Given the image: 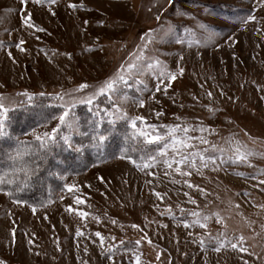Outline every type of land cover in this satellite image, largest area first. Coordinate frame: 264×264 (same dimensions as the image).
I'll return each instance as SVG.
<instances>
[{"label": "rangeland", "instance_id": "rangeland-1", "mask_svg": "<svg viewBox=\"0 0 264 264\" xmlns=\"http://www.w3.org/2000/svg\"><path fill=\"white\" fill-rule=\"evenodd\" d=\"M81 2L84 8L68 7L69 3ZM154 3L155 0H58L51 5L55 12L53 16L48 4H36L29 0L27 10L32 13L34 24L47 30L37 33L34 28L27 29L22 25L20 13L8 11L20 9V0H0V40L5 41V47L0 48V93L14 95L25 89L31 93H55L82 82L97 84L116 72L128 55L136 50L140 37L149 28L159 30L164 21H169L176 27V32L184 36L186 27L193 28L197 22L204 21L219 33L207 47L189 48L187 43L177 44L171 38L164 41L157 38L150 45L148 54H162L159 58L173 71L176 70L179 54H182L184 59L180 66L185 68V72L169 88L167 95L155 93L153 100L152 93H146L143 109L131 103L126 105L128 114L143 115L153 123L163 124L175 123V116H181L193 124L203 121L218 129V134L209 137L214 143H222L221 138L233 132L247 140L241 131L244 130L259 142L257 150H264L260 147L264 144V100L261 99L264 96V33H257L259 25L255 22L246 26L238 22L241 17L250 14H255L258 20L264 18V10L255 7L256 0H197L195 4L192 0H175L158 23L154 18ZM159 3L163 4L164 0H159ZM149 8H152L151 12ZM178 10L190 15H179ZM177 27L183 33H179ZM230 36L233 37L232 41L229 40ZM21 39L26 41V52H20L14 46ZM98 43L104 45V52L97 50ZM9 50L15 63L7 55ZM145 82L154 90L156 81L153 78L145 77ZM201 84L204 85L203 89ZM221 89L226 95L220 94ZM207 91L213 93L212 99L206 95ZM193 94L199 102L193 100ZM209 104L222 110L210 116L207 109L201 106ZM153 110H162L163 117L156 120ZM55 123H50L48 130ZM44 130L43 127L37 129L38 132ZM190 134L200 135L198 131ZM28 136L32 137L31 133ZM251 163L256 167L250 168L243 163L227 166V174L220 172L219 181L216 173L207 170L204 177L193 175V183L200 184L210 193L207 199L212 204L208 209H204L206 201L202 196L194 190L192 195L200 209L220 210L226 218L230 217L227 219L229 235L233 231L242 233L247 238V244L257 245L255 251L260 253L261 246H264V230L260 227L264 224V209L258 205L264 204V191L254 187L258 180L236 175L237 172L254 174L264 169V158H252ZM98 176L111 183L101 184ZM146 179H152L153 185H160L156 190L167 191L171 200L166 197L164 201H157L146 185ZM125 180L127 183H124ZM66 182L80 185L84 195L90 197L87 203L92 206L80 207L100 216L101 222L96 223L91 218L81 220L74 214L66 213L64 208L72 202L67 196L64 202L58 199L48 205L46 211L37 207V213L33 214L28 206L14 205L8 197L0 194V259L5 260L6 264H81L82 260H87L88 264H108L100 256L98 238L94 243L92 238H88V233H92L93 237L97 231L106 237L115 235L117 240L114 243L120 239L135 241L142 233L130 227L133 223L140 224L153 243L159 246L154 249L146 241L142 242L140 251L144 264H167L169 259L172 264H203L205 253L193 240L198 241L197 234L203 235L204 230L199 227L185 229L179 220L160 214L167 204L173 206L177 216L180 215L177 204L198 210L196 205L186 202L187 198L182 194L187 190L186 186L182 189L181 185H173L162 171L159 180H156L146 177L129 161L116 158L96 164L85 173L68 175ZM89 184L91 188L87 187ZM245 191L252 195L245 197ZM229 200L233 202L231 206ZM157 204L159 207H156ZM236 204L239 208L235 207ZM8 210H11V216L7 214ZM45 215L48 219H44ZM111 219H116L118 223L111 224ZM248 221L255 222V232L247 226ZM158 224L167 225V228ZM12 227L17 229L14 243H10ZM77 227H81L85 237L75 236ZM209 227L215 234L221 226L213 220ZM189 231L193 236L188 235ZM256 232L261 235L256 236ZM29 238L34 240L33 245H28ZM85 247L87 252L84 251ZM161 250L164 254L157 261V252ZM36 252L40 255H36ZM240 255L255 264H264L256 261L255 257L249 258L231 249L217 254L209 247L206 258L208 264H238ZM116 260H120V254H117ZM123 264H129L128 254H124Z\"/></svg>", "mask_w": 264, "mask_h": 264}, {"label": "snow or ice", "instance_id": "snow-or-ice-1", "mask_svg": "<svg viewBox=\"0 0 264 264\" xmlns=\"http://www.w3.org/2000/svg\"><path fill=\"white\" fill-rule=\"evenodd\" d=\"M32 2L36 4L46 2L49 5V12L55 16L51 5L56 4L57 0H32ZM192 2L195 4L197 0H192ZM28 3L29 0H20V9H9L8 11L20 13L21 23L25 28H34L37 33L46 32L47 30L45 28L34 24L32 13L27 10ZM174 3L175 0H164L163 4L159 3V0H155L153 4V7L156 9L154 18L158 23L161 22L167 9L172 7ZM68 7L77 9L84 8L85 5L82 2L79 4L69 3ZM255 7L264 10V0H256ZM149 11L151 12L152 8H149ZM178 14L182 16L190 15V13L182 10H178ZM238 22L245 26L250 22H255L259 25L257 27V33H264V18L258 20L255 14L241 17ZM84 23L88 22L85 21ZM184 32V36L179 35L176 32V27L169 21H164L159 30L149 28L140 37V43L136 45V50L128 55V58L120 64L116 72L97 84L82 82L71 88H61L59 92L55 93H46L44 91L31 93L27 89L17 92L14 95L0 93V144L6 139H13L9 131L11 122L10 113H13L16 109L37 106L58 110V114L50 113L43 117L46 121L41 125L45 129L44 131L38 132L36 128L31 130L32 141H21L19 138H15L16 147L14 149L5 151L0 148V157L10 161L7 168L0 169V194L8 197L12 204L28 206L33 214L37 213V206L35 204H29L28 201L19 196V193L27 187L28 181L34 174V170L27 158L36 157L40 160H46L49 155L53 154V150L56 148L72 150L77 153L84 151L86 147L99 150L114 133H117V121L123 120L126 127L122 133H119L122 136L123 142L117 158L129 161L137 170L144 173L146 177L159 180L162 171L163 176L168 177L170 183L173 185H181L182 189L186 186L187 190H184L182 194L187 198L186 202L196 205L198 210L186 209L177 204L176 208L180 213L177 216L173 206L167 204L166 208L160 214L167 215L172 220H179L185 229L199 227L204 230L203 235L197 234L198 241L193 240L194 243L198 242L199 248L205 253L203 264H208L206 255L209 247L217 254H220L222 250L231 249L237 254H246L249 258L255 257L256 261L264 262V246H261V252L258 253L255 251L257 245L247 244V238L242 233L236 234L233 231L232 235H229L227 219L230 217L226 218L220 210L205 211L204 209H208L212 204V201L207 199L210 193L205 187L192 181L194 174L204 177L206 170L216 173L219 181V173L223 171L227 174L226 168L231 164L243 163L250 168H255L256 166L251 163V159L255 157L264 158V150H257L256 147L259 142L247 131L241 130L247 140L241 139L239 133L233 132L226 137H222V143H214L209 137L218 134V129L204 124L203 121H200L199 124H193L181 116H175L174 119L176 122L172 124L153 123L143 115L130 116L125 107L131 103L136 105L137 108L143 109L146 105L144 99L146 93L151 92V99L153 100L155 99V93L167 95L169 88L185 72V68L180 66V63L184 59L182 54H179L175 71L171 70L169 65L159 58L162 54L155 52L152 55L148 54L150 45L157 38L160 41L171 38L177 44L184 45L187 43L189 48L193 46L199 48L207 47L213 38L219 35V33L213 30V26L204 21L197 22L193 28L186 27ZM229 40L232 41L233 37L230 36ZM25 44L26 41L21 39L14 46L20 52H26ZM11 46L10 44L9 48ZM3 47H5V41L0 40V48ZM97 50L104 52V45L98 43ZM45 54L47 55L46 52ZM7 55L15 63L11 50L7 52ZM67 55L70 59L71 54L69 53ZM145 77H151L156 81L154 90L149 88L145 82ZM200 87L203 89L204 85L201 84ZM127 88H134L136 95L130 96L127 92L122 91V89ZM220 94L222 96L226 95L223 89L220 90ZM206 95L210 99L213 98L211 91H207ZM101 97L104 98L107 105L103 108L100 107ZM43 98H50L56 103L44 105ZM228 99L231 100L232 97H228ZM261 99L264 100V96ZM193 100L199 102L195 94H193ZM79 105L87 106L88 112L92 116L87 121L86 130H82L80 118L75 112V109ZM201 106L207 109L210 116H214L222 110L213 104ZM153 111L156 120H160L164 115L162 110ZM52 121L56 122L55 126L48 130V124ZM228 122L233 123V121ZM197 131L200 133L199 136L190 134ZM74 136L87 139L88 145L86 146L83 142L79 145H74ZM260 147L264 149V144H261ZM20 173L24 174L23 180L19 179ZM236 175L247 176L254 181L258 180V183L254 187H260L261 191H264V178H262L264 177V169H259L254 174L237 172ZM97 179L101 184L107 185L111 183L110 180H106L103 176H98ZM124 183H127V181L125 180ZM145 183L149 186L150 191L155 195L157 201H164L166 197L168 200H171V196L168 195L167 191L161 192L156 190L160 185H153L152 179H146ZM87 187L91 188L92 185L89 184ZM193 190L205 199L204 209H200L197 199L192 195ZM236 195H241V193H236ZM243 195L250 197L252 194L245 191ZM66 196L70 197L72 201L64 208L66 213L69 215L74 214L81 220L86 221L91 218L96 223L101 222L100 216L83 210L80 207L85 205L88 208L92 207L87 203L90 197L84 195L80 185L75 182L71 184L65 182L62 188V194L58 197L59 201L64 202ZM52 203H55V201L49 199L46 203L41 202L40 207L46 211L48 205ZM228 203L231 206L233 202L229 200ZM156 207H159V204ZM235 207L239 208V205L236 204ZM258 207L264 209V204H260ZM7 214L11 216V210H8ZM104 215L107 216V213ZM44 219H48L47 215L44 216ZM213 220L217 225L221 226L220 230H217L215 234H213V231L209 227ZM110 222L113 225L118 223L116 219H111ZM13 223L15 222L13 221ZM254 223V221L247 222V226L253 232H255L253 227ZM158 226L167 228V225L158 224ZM120 227L123 228V224ZM130 227L142 233L139 239L135 241L120 239L118 243H114L117 240L115 235L106 237L99 231L94 233V237L92 233H88V238H92L94 243L96 242L95 238H98L100 256L108 264H123L124 254L129 255V264H144L142 260L143 253L140 251L142 242L146 241L154 249L159 246L153 243V240L140 224L133 223ZM260 227L264 230V224L260 225ZM16 234V227H12L10 230V243L15 242ZM188 235L191 237L193 233L189 231ZM255 235L260 236L261 233L256 232ZM75 236L77 238L85 237V232L82 231L81 227L76 228ZM27 243L28 245H33L34 240L29 238ZM56 246L60 250L59 243ZM84 251L87 252V247H85ZM35 254L40 255L39 252ZM117 254H120L119 261L116 260ZM162 254H164L163 250L157 252V261H160ZM184 255L187 256L188 254L184 253ZM0 264H6V261L0 259ZM81 264H88V261L82 260ZM167 264H172L171 259L168 260ZM238 264H255V262L245 258L244 255H240Z\"/></svg>", "mask_w": 264, "mask_h": 264}, {"label": "trees", "instance_id": "trees-1", "mask_svg": "<svg viewBox=\"0 0 264 264\" xmlns=\"http://www.w3.org/2000/svg\"><path fill=\"white\" fill-rule=\"evenodd\" d=\"M177 29L179 33H183L178 27ZM122 91L127 92L129 95H134L135 89L127 88L122 89ZM100 99V107L107 106L104 98L101 97ZM54 103L56 102L50 98H43L44 105ZM75 112L80 118L82 130H86L87 121L92 118L87 106L79 105L75 109ZM50 113L58 114V110L29 106L28 108H18L13 113H10L11 122L9 131L13 139H6L0 144V148L5 151L14 149L16 147L15 138H19L21 141H32L33 137L28 136V134L31 133L33 128H41V125L46 122L43 117ZM125 127L126 125L123 120L117 121V133H114L99 150L86 147L84 151L77 153L72 150L56 148L53 150V154L49 155L46 160H40L36 157L27 158L34 170V174L28 181L27 187L19 193V196L28 201L29 204H35L37 207H40L41 202L46 203L49 199L56 202L62 193V188L68 175L85 173L94 165L116 159L119 156L123 142L122 136L119 133H122ZM26 133L28 134L26 135ZM81 142L86 146L88 145L87 139L80 136L73 137L74 145H79ZM9 164L10 161L0 157V169L7 168ZM19 179H24L23 173L19 174Z\"/></svg>", "mask_w": 264, "mask_h": 264}]
</instances>
